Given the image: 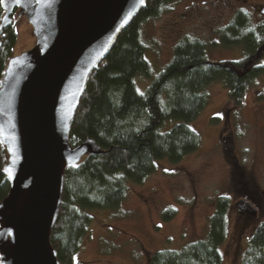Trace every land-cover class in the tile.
<instances>
[{"label": "trees", "instance_id": "16d2710c", "mask_svg": "<svg viewBox=\"0 0 264 264\" xmlns=\"http://www.w3.org/2000/svg\"><path fill=\"white\" fill-rule=\"evenodd\" d=\"M175 1L145 0L89 76L68 140L75 146L91 138L103 152L86 155L64 170L61 204L50 236L60 264H78L75 255L90 221V210L115 209L125 197L127 183H141L156 170L158 161L178 162L199 147V134L188 123L206 104L207 85L220 82L230 102L239 105L253 79L264 73V64L255 63L264 52V22L251 24L247 12L240 9L218 31V40L212 45H240L242 59L207 62L204 42L184 36L146 91L137 92L134 77L150 74L141 23L157 18ZM15 39L13 21L0 35V78ZM166 122L172 124L163 129ZM6 160L0 144V201L9 189L2 171ZM228 204L225 196L216 198L204 238L179 249L154 251L147 264H221L219 246L226 236ZM172 215V209L165 210L163 220ZM240 264H264V220L252 230Z\"/></svg>", "mask_w": 264, "mask_h": 264}, {"label": "rangeland", "instance_id": "374dc122", "mask_svg": "<svg viewBox=\"0 0 264 264\" xmlns=\"http://www.w3.org/2000/svg\"><path fill=\"white\" fill-rule=\"evenodd\" d=\"M262 8L264 0H176L157 18L142 21L150 74L134 77L137 92L146 91L184 36L204 42L207 62L242 59L240 45L212 44L237 10L247 12L254 25L264 22ZM13 21L11 56L35 44L26 19L14 12ZM255 63L264 64L263 51ZM205 92L206 104L188 123L199 134V147L178 162L158 161L141 183H127L115 209L90 210L75 255L78 264H147L154 251L202 239L218 196L229 202L221 264H240L252 230L264 220V73L253 79L239 105L230 102L220 82L210 83ZM170 209L172 217L163 220Z\"/></svg>", "mask_w": 264, "mask_h": 264}, {"label": "water", "instance_id": "95a60500", "mask_svg": "<svg viewBox=\"0 0 264 264\" xmlns=\"http://www.w3.org/2000/svg\"><path fill=\"white\" fill-rule=\"evenodd\" d=\"M145 0H4L0 35L23 16L35 44L8 58L0 78V264H60L51 245L64 170L103 150L69 130L91 72ZM264 13V8L261 10ZM1 46V41H0Z\"/></svg>", "mask_w": 264, "mask_h": 264}, {"label": "snow or ice", "instance_id": "6c2138e0", "mask_svg": "<svg viewBox=\"0 0 264 264\" xmlns=\"http://www.w3.org/2000/svg\"><path fill=\"white\" fill-rule=\"evenodd\" d=\"M4 2V0H0V4H2ZM17 3H19V0H17Z\"/></svg>", "mask_w": 264, "mask_h": 264}]
</instances>
